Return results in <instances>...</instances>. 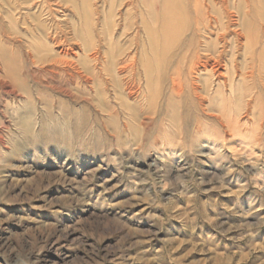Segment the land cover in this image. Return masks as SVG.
<instances>
[{
	"label": "rangeland",
	"instance_id": "obj_1",
	"mask_svg": "<svg viewBox=\"0 0 264 264\" xmlns=\"http://www.w3.org/2000/svg\"><path fill=\"white\" fill-rule=\"evenodd\" d=\"M205 2L0 0V264H264V0Z\"/></svg>",
	"mask_w": 264,
	"mask_h": 264
},
{
	"label": "bare ground",
	"instance_id": "obj_2",
	"mask_svg": "<svg viewBox=\"0 0 264 264\" xmlns=\"http://www.w3.org/2000/svg\"><path fill=\"white\" fill-rule=\"evenodd\" d=\"M204 7H206L208 9V5L205 2V0H193V3H191V9H192L191 11L194 12V24H195V27H196L195 30H197V32L198 31H201L200 30L201 27H204L206 30L209 27H212V23H211L212 21H208V22L205 23V19L206 20L209 19L210 16L207 17V14L206 13L205 14L203 13ZM184 11L185 10H182V12H180V11L179 12H180V14L185 15V12ZM209 12L210 11L208 10V12H207L208 15H209ZM189 13H188V15H189ZM178 15H179V13H178ZM185 16L187 17V14ZM178 23H179V19L177 17H175L173 19H168L165 25L168 28H172V27H175ZM199 57L200 56H197V58H199ZM200 68L203 69V70H206L208 72L210 70L211 71H214V73H217L219 71V70H216L217 69L216 65H215V67L214 66H211L208 62H204L203 64H201ZM221 76H223V75H221Z\"/></svg>",
	"mask_w": 264,
	"mask_h": 264
}]
</instances>
